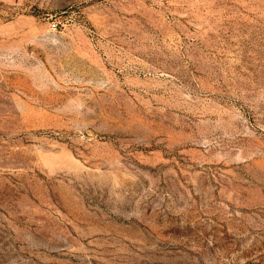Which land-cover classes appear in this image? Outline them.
Here are the masks:
<instances>
[{
    "label": "rangeland",
    "instance_id": "374dc122",
    "mask_svg": "<svg viewBox=\"0 0 264 264\" xmlns=\"http://www.w3.org/2000/svg\"><path fill=\"white\" fill-rule=\"evenodd\" d=\"M0 264H264V0H0Z\"/></svg>",
    "mask_w": 264,
    "mask_h": 264
},
{
    "label": "built area",
    "instance_id": "2783aa9c",
    "mask_svg": "<svg viewBox=\"0 0 264 264\" xmlns=\"http://www.w3.org/2000/svg\"><path fill=\"white\" fill-rule=\"evenodd\" d=\"M55 26H56L55 23H51V24H50V27H51V28H55Z\"/></svg>",
    "mask_w": 264,
    "mask_h": 264
}]
</instances>
